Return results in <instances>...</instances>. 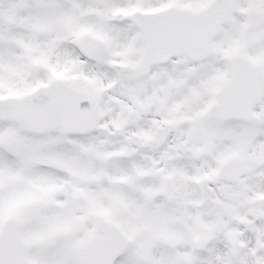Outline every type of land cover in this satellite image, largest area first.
<instances>
[{
	"label": "snow or ice",
	"instance_id": "6c2138e0",
	"mask_svg": "<svg viewBox=\"0 0 264 264\" xmlns=\"http://www.w3.org/2000/svg\"><path fill=\"white\" fill-rule=\"evenodd\" d=\"M0 264H264V0H0Z\"/></svg>",
	"mask_w": 264,
	"mask_h": 264
}]
</instances>
